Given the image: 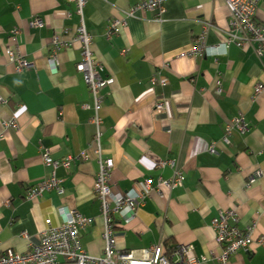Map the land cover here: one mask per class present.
I'll return each instance as SVG.
<instances>
[{
	"label": "crops",
	"instance_id": "0c3cea01",
	"mask_svg": "<svg viewBox=\"0 0 264 264\" xmlns=\"http://www.w3.org/2000/svg\"><path fill=\"white\" fill-rule=\"evenodd\" d=\"M143 1L88 0L80 16L68 0H0V255L27 253L77 212L95 219L80 234L83 252L102 257L94 184L100 162L111 160L114 195H138L146 181L152 185L136 214L120 219L118 250L190 246L198 264H217L221 249L211 223L219 212L235 211L239 228L252 230L253 244L229 264H264V91L255 93L264 87V56L255 45L235 44L215 57L193 55L202 38L204 47L226 45L224 0H168L161 16L138 10L129 18ZM35 19L42 25L32 26ZM115 22L126 25L108 39ZM256 22L264 25V0ZM82 26L93 38L102 78L113 80L99 93L98 107L77 70L80 43L56 54L57 67L50 64L53 38ZM9 50L28 69L18 72ZM240 114L248 132L232 131L226 145V127ZM12 121L17 130L7 126ZM44 153L57 169L45 164ZM69 160L67 169L62 163ZM167 161L175 167H159ZM176 171L183 187L169 190L164 183ZM54 174L64 193L30 200V190Z\"/></svg>",
	"mask_w": 264,
	"mask_h": 264
},
{
	"label": "built area",
	"instance_id": "2783aa9c",
	"mask_svg": "<svg viewBox=\"0 0 264 264\" xmlns=\"http://www.w3.org/2000/svg\"><path fill=\"white\" fill-rule=\"evenodd\" d=\"M88 0H68L70 4L76 5L77 13L82 16L83 10ZM168 0H145L137 5L135 9L128 13V17H134L138 10L157 11L161 16L165 12V4ZM261 0H224L230 15V33L226 45L217 47H204L203 41L196 46L193 55H204L215 57L221 54L220 50L227 45L235 44L237 47L244 48L247 45H255V52L259 58L264 56V25L256 22V14ZM42 23L39 19L32 22V26L39 27ZM125 22H115L110 24L107 29V38L111 39L119 27L125 26ZM16 33H18L16 31ZM74 43H80L82 61L77 65L78 72L90 93L95 99L96 107L99 106L98 95L102 89L113 84L112 79H103L104 67L93 58L92 44L93 38L82 26L77 29L73 36L69 30H65L59 37L52 40L53 54L50 56V64L57 67L56 54L62 48L71 47ZM8 55L13 62L17 63L18 72L28 69V64L22 57H16L12 51ZM217 95L220 96L221 85L218 83ZM264 91L262 85L256 87V95ZM4 100L0 97V104ZM162 105L158 106V110ZM95 124H99L98 117L92 119ZM9 127L18 129L15 121L7 124ZM232 131H237L240 135L248 132L245 117L240 114L234 118L232 123L226 127L224 142L229 145V137ZM213 147L211 153H214ZM44 162L57 169L59 163L50 159L49 153L43 154ZM70 160L62 163L65 168H69ZM159 167H175L171 161L158 163ZM114 164L111 160L100 162V171L94 184V194L100 202L101 218L104 223L103 239L106 247L102 257L94 258L83 252L80 243L82 231L95 224L94 218H88L80 213L70 214L65 224L58 229H50L43 233L41 243L33 246L27 253L20 254L14 250H8L0 255V264H198L193 248L190 246H178L167 248L165 245L158 244L147 252H127L116 248L114 234L118 228L119 221L124 213L133 217L137 210L143 205L152 190L151 181L145 182V190L138 195H114L111 190V177ZM260 173H257L251 183H254ZM184 175L176 171L174 178L166 181L164 185L169 190L183 187ZM64 193V188L60 180L54 176L49 180H43L29 192V199L35 201L47 195L50 191ZM215 233L216 242L221 249V254L217 257V264H229L230 259L240 252H248L253 244L251 229L241 230L239 228V217L235 211H221L216 219L211 223ZM24 238H28L23 234ZM264 240L260 241L263 244Z\"/></svg>",
	"mask_w": 264,
	"mask_h": 264
}]
</instances>
